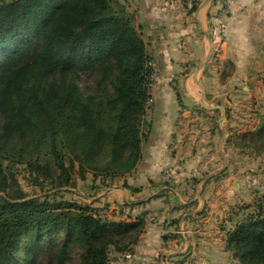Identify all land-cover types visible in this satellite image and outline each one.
Segmentation results:
<instances>
[{
    "label": "trees",
    "instance_id": "obj_1",
    "mask_svg": "<svg viewBox=\"0 0 264 264\" xmlns=\"http://www.w3.org/2000/svg\"><path fill=\"white\" fill-rule=\"evenodd\" d=\"M134 20L114 0L0 1V50L20 40L17 46L32 53L25 61L17 59L10 71H0V114L6 97L14 103L12 115L3 116L0 133V264H41L47 248L52 249L50 264H67L74 244L82 248L81 264H106L110 246L127 249L142 233V217L108 219L78 202L6 192L9 179H15L13 164L60 176L61 184L69 183L75 159L82 169L83 163L95 165L107 146L116 153L128 148V168L135 165L146 137L142 127L148 123L144 110L151 72L146 65L151 57ZM23 38L40 45L30 46ZM110 57L120 69L110 105L103 98L83 99L74 81L58 98L54 87L45 85L54 74L108 69ZM3 60L8 58L0 51ZM262 132L264 124L258 134ZM60 233L58 242L54 236ZM227 248L241 264H264V212L236 224L228 232Z\"/></svg>",
    "mask_w": 264,
    "mask_h": 264
},
{
    "label": "crops",
    "instance_id": "obj_2",
    "mask_svg": "<svg viewBox=\"0 0 264 264\" xmlns=\"http://www.w3.org/2000/svg\"><path fill=\"white\" fill-rule=\"evenodd\" d=\"M125 1L142 25L144 41L158 42V60L179 65L206 63L196 74L206 98L212 94L217 100L209 107L194 103L182 113L179 106L156 105L140 163L125 176L127 183L104 193L101 200L115 204L111 207L117 214L114 219L145 220L132 250L134 257L125 264H240L227 248V235L241 220L218 218L223 213L220 197L228 184L213 182L216 177L210 183L203 180L191 196L194 185L188 177L198 176L200 170L193 164L198 158L192 140L196 131L185 125L196 120L184 118V132L179 123L181 117L191 116V110L202 106L208 113L220 111L218 125L229 132V113L237 111L232 123L242 139L258 135L264 124V0H233L230 4L223 0ZM226 63L232 67L228 72ZM217 105L225 112L211 108ZM185 131L189 140L176 137ZM129 185L139 189L132 191ZM237 187L242 185L237 183ZM251 207L255 214L263 210L254 203ZM121 208L127 217L120 214Z\"/></svg>",
    "mask_w": 264,
    "mask_h": 264
},
{
    "label": "rangeland",
    "instance_id": "obj_3",
    "mask_svg": "<svg viewBox=\"0 0 264 264\" xmlns=\"http://www.w3.org/2000/svg\"><path fill=\"white\" fill-rule=\"evenodd\" d=\"M114 1L124 4L126 10L135 16L134 25L142 38V25L139 27L136 14L127 7L125 0ZM113 5L116 7L115 4ZM142 40L144 41L143 38ZM21 42H28L30 46L34 44L35 47L40 45V42H35L32 39L26 41L23 38ZM19 43L20 40L16 44L13 43L11 46L8 45L6 49L0 50L4 51L8 58V60L0 62V68L2 67L0 71L6 68H9L8 71H10L17 59L25 61L32 54L31 51L23 50V46L18 47L17 45ZM159 43L162 44V42ZM144 44L147 54L151 57L148 62L149 64L146 65L150 67L151 72L147 78L150 98L144 110V120L148 123L142 127L146 137L141 144V155L138 157L135 165L130 169L128 168L130 165V151L128 148H125L120 153H116L110 146H107L97 156L95 165L83 163L82 169L81 162L75 159V167L70 171L71 178L69 183L61 184L60 176H45L41 173L33 172L27 164H13L12 171L15 179H9V185L6 188L8 194H18L26 196L27 198H39L40 200L48 198L78 202L83 206L90 205L94 212L101 217L108 219L115 218L117 214L114 213L115 210L111 209L115 204L112 201L105 202L101 199L104 193L110 191L111 188H119L124 183H127L128 180H124L125 176L132 174L133 170L140 163L143 154V145H146L151 135L155 106L160 104L179 106L182 113L187 106L194 103L199 104L201 100L208 106L217 104V100L212 99V94L206 98L205 87L196 74V70H202L206 63L201 65H198V63H182L179 65L175 61L164 62L157 59L158 42L144 41ZM21 49L22 51L20 52ZM133 59L134 56L130 61L132 62ZM109 60L107 65L110 63L111 66L108 69L101 67L97 71H75L72 74H54L46 79L45 85L47 87H54V92L58 98L60 95L62 96V88L70 81H74L78 85L83 99L90 97L97 99L103 98L106 99L107 105H110V100L112 102L116 97L115 83L116 77L120 74V69L114 57H110ZM127 64L129 65L130 62ZM225 66L226 68L224 70H227V72L232 68L231 64L226 63ZM209 69L210 67H208L207 72ZM2 86L0 79V92ZM13 100L15 101V97H13ZM4 106L1 111L3 115L0 114V133L3 132L1 129L3 116L12 115L14 103L9 97H6ZM199 106H194V108H199ZM200 107L202 109L191 110V116L181 117L182 122L179 121V126H182L181 129L184 132L183 119L185 118L186 121L190 118L196 120V122L192 121L185 125L188 128L191 127L189 129L197 132L193 133L192 137L193 142H195L194 152L198 156L197 160L193 161V164L200 170V174L198 176L190 175L188 177V179H191L190 183L194 185L192 186L191 196H194L196 193V185L198 183H203V180L210 183L212 182L211 179L216 177L213 182L228 184L229 187L220 197L222 199V205L220 207H222L221 210L223 213L218 216L219 219L228 217L233 220L232 222H236L246 218L249 214H255V209L251 207L252 203L262 207L263 210L261 211L264 212V156L262 154L264 149V132L257 136L252 135L250 140L248 138L244 139V137L242 139V133H238L235 125L232 123V119L237 118L235 117L237 111H231L232 113H229L230 118L229 120L227 119L229 132H223L218 125L220 111L208 113L202 106ZM225 128L224 126V131ZM181 129H178V132ZM199 135H202L201 138ZM176 137L182 139L187 137L189 140L190 134L185 131L182 136L177 134ZM187 146L189 147V144ZM174 150L176 153V149ZM253 177L257 179L255 184L250 179ZM237 183H240L242 187H237ZM129 188L135 191L139 189V186L129 185ZM3 193L0 192V195ZM116 204L119 205V203ZM124 208H126L125 205ZM122 213L127 217V211H123V208L120 211L121 215ZM227 228L225 227L224 229L226 230ZM62 236V233L57 234L54 236V239H58V242H60ZM138 239L136 242L131 243L127 249L133 250ZM127 249H118L115 246H110L107 252V261L109 257L116 258L117 253ZM81 252L82 248L80 245H72L70 248V260L67 264H81ZM23 253L24 250L21 254ZM51 253L52 249L50 248L42 251L40 263L50 264L48 262V255Z\"/></svg>",
    "mask_w": 264,
    "mask_h": 264
},
{
    "label": "built area",
    "instance_id": "obj_4",
    "mask_svg": "<svg viewBox=\"0 0 264 264\" xmlns=\"http://www.w3.org/2000/svg\"><path fill=\"white\" fill-rule=\"evenodd\" d=\"M226 4H230L233 0H223ZM134 254L131 249H127L123 252L117 253L116 258H108L107 264H125L131 261Z\"/></svg>",
    "mask_w": 264,
    "mask_h": 264
},
{
    "label": "water",
    "instance_id": "obj_5",
    "mask_svg": "<svg viewBox=\"0 0 264 264\" xmlns=\"http://www.w3.org/2000/svg\"><path fill=\"white\" fill-rule=\"evenodd\" d=\"M200 103H201L203 106H205V107H209L207 104L204 103L203 100H201ZM211 108H220V109L223 110V112H225V109H224L222 106H218V105H217V106H212ZM223 118H224V115L222 116V119H223ZM222 119H221V120H222Z\"/></svg>",
    "mask_w": 264,
    "mask_h": 264
}]
</instances>
